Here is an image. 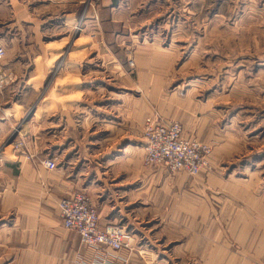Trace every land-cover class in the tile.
I'll list each match as a JSON object with an SVG mask.
<instances>
[{"label":"rangeland","instance_id":"1","mask_svg":"<svg viewBox=\"0 0 264 264\" xmlns=\"http://www.w3.org/2000/svg\"><path fill=\"white\" fill-rule=\"evenodd\" d=\"M106 1L76 0V14L69 23L63 22L61 7L45 6L44 25L37 30L36 24H28L22 55L29 65L12 72L7 80L12 103L0 107V117L6 118L0 123V181L11 162L26 159L43 165L52 159L99 214L104 208L110 211L118 196L107 202L106 182L116 188L139 187L133 201L119 197V202L129 201L121 206L129 218L121 216L116 225L143 235L142 244L157 249L159 261L165 249L173 251L172 264H180L175 257L195 232L200 209L195 203L204 196L220 201L198 225L200 245H213L220 228L216 220L224 209L229 219L221 221L218 246L264 249V235L257 236L264 230V175L261 183L239 195L213 187L198 195L177 184L165 185L163 179L150 180L164 167H147L142 159L145 124L152 118L160 125H179L185 142L211 148V172L204 174H220L226 164L233 178H244L247 166L257 162L264 168V136L248 140L256 124L264 125V85L253 75L261 62L246 57L264 53V12H257L264 9V0ZM80 53L86 55L71 58ZM164 113H170L167 122ZM203 117L219 120L248 148L225 163L216 156L219 143L212 128L206 140L186 139L184 125ZM250 146L254 156L245 157ZM7 148L11 158L5 156ZM107 150L118 157L126 151V156L109 158L104 155ZM140 154L142 162L136 166ZM238 211L253 217L249 239L231 230Z\"/></svg>","mask_w":264,"mask_h":264},{"label":"crops","instance_id":"2","mask_svg":"<svg viewBox=\"0 0 264 264\" xmlns=\"http://www.w3.org/2000/svg\"><path fill=\"white\" fill-rule=\"evenodd\" d=\"M106 2L107 4L110 3L109 0ZM45 6H50L53 9H60L61 7L65 11L64 23L72 21L76 14V0H0V48L6 52L0 67L1 108H7V105L10 106L12 103L10 91L12 84L7 81L11 79L12 72H21L23 66L28 67L29 65L28 60L22 55L26 29L30 23L36 24L37 30L44 25L41 15L45 12ZM250 9L254 13L253 8ZM257 12H264V9H259ZM59 20L61 19L59 18ZM85 55L86 53H80L72 55L71 58L81 59ZM246 57L250 60L254 59V62H261L255 67V74L253 75H255L254 78H261L264 85V53L260 57L252 54ZM38 59L36 57V61ZM162 116L163 120L167 122L168 118L166 119V117H169L170 113H164ZM0 123L5 124L6 118L0 117ZM210 128H212L213 139L218 140L219 145L216 147L215 153L221 161L226 163L228 158L231 159L241 153L244 147L248 148L247 143L243 146L239 144L238 139H235V136L228 132L226 127H222L219 120L215 121V119L211 120L210 118L203 117L185 124L184 136L189 140L192 138L206 140V132ZM254 128L248 138L250 142L264 136V125L262 127L256 124ZM1 135L2 133L0 140L3 137ZM250 147L252 150L245 157L254 156V147ZM104 155H108L109 158L111 156L112 158H124L126 151L120 157L108 150L104 151ZM5 156L11 158L10 148L6 149ZM142 159L144 161L145 153L142 155ZM142 159L141 154L137 155L136 166L141 164ZM106 161L113 164L110 160ZM18 162H11L6 165L3 169V182L0 181V264H85L91 261L94 252L82 243L78 233L64 227L59 212V202L77 193L76 181L58 168L56 171H51L44 165L26 159H20ZM257 165L256 162L247 166L245 169L250 170L244 178H233L225 164L221 169L223 172L220 174L207 175L203 173L197 177H190L183 172L169 175L166 169L157 168L158 172L150 175V180L163 179L165 185L167 183L170 185L177 184L182 191L193 189L198 195H205L211 187L215 189L228 188L238 191L237 195H239L241 190H252L255 184L262 182L264 168L262 169ZM115 185L114 183L107 184V182L105 185L107 192H109L106 196L107 202L112 195L118 194V196L115 206L109 208L110 211H106L104 208L100 214L98 213L101 228L115 226L119 221H122L121 216L129 218L128 212L124 213L125 211L121 206L123 203L128 204L129 201H133L134 195L139 190V187L134 189H130V187L116 188ZM126 196L129 201L122 200L119 202V197L125 199ZM190 200L194 201L193 199ZM219 201L218 199L215 201L208 200L206 196L196 199L195 204L200 209L196 211L195 232L191 240H186L181 244L180 257L175 258L179 259L180 264H264V249H225L218 246L217 241L223 236L220 233L221 221L225 216L229 219V214L224 209L221 210L220 216L216 220V222L219 221L220 228L214 234L213 245L206 248L204 241L201 242V245L199 244V230L196 232L199 228L198 225L204 222L205 218H208L209 212L216 211L214 205ZM188 203H190L189 200ZM105 206L108 207L106 203H104ZM117 208H120V211L114 212ZM233 218L231 230L239 233L242 239L252 237L253 217L238 211L234 213ZM132 235L131 245L115 253V264H172V250L167 253L164 249L165 258L159 261L155 255L157 249H148L147 244H142L139 237L143 235L140 236L135 231L132 232ZM261 235H264V230L257 233V236ZM194 240L196 241L194 242ZM159 252L162 250L159 249Z\"/></svg>","mask_w":264,"mask_h":264},{"label":"built area","instance_id":"3","mask_svg":"<svg viewBox=\"0 0 264 264\" xmlns=\"http://www.w3.org/2000/svg\"><path fill=\"white\" fill-rule=\"evenodd\" d=\"M5 54V50L0 48V67ZM144 140V164L147 167H164L171 173L183 172L191 177L211 172V148L197 142H185L179 125L164 126L148 118ZM43 165L51 171L57 168L52 159ZM59 212L64 227L78 233L82 243L94 252L91 261L85 264H115V253L130 246L133 238L130 231L121 225L101 228L97 209L90 198L80 192L62 199Z\"/></svg>","mask_w":264,"mask_h":264}]
</instances>
